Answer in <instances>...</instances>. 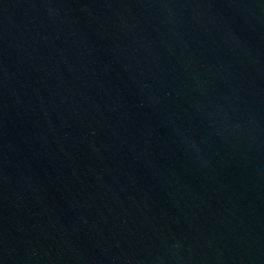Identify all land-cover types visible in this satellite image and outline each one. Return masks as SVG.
<instances>
[{
    "label": "water",
    "instance_id": "95a60500",
    "mask_svg": "<svg viewBox=\"0 0 264 264\" xmlns=\"http://www.w3.org/2000/svg\"><path fill=\"white\" fill-rule=\"evenodd\" d=\"M0 264H264V0H0Z\"/></svg>",
    "mask_w": 264,
    "mask_h": 264
}]
</instances>
